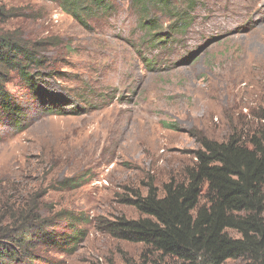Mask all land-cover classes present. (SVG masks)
I'll list each match as a JSON object with an SVG mask.
<instances>
[{"label": "rangeland", "instance_id": "1", "mask_svg": "<svg viewBox=\"0 0 264 264\" xmlns=\"http://www.w3.org/2000/svg\"><path fill=\"white\" fill-rule=\"evenodd\" d=\"M76 1L1 3L33 61L2 70L0 234L32 227L35 264H174L105 225L183 179L203 137L264 131V0Z\"/></svg>", "mask_w": 264, "mask_h": 264}, {"label": "trees", "instance_id": "2", "mask_svg": "<svg viewBox=\"0 0 264 264\" xmlns=\"http://www.w3.org/2000/svg\"><path fill=\"white\" fill-rule=\"evenodd\" d=\"M86 1L98 7L105 3ZM11 46L0 37V82L2 70L16 65L11 54L33 61L20 47L10 51ZM17 68L24 69L21 64ZM27 81L35 88L33 78ZM5 98L0 83L2 106ZM199 143L196 161L185 169L183 179H170L162 190L150 182L145 195L133 191L132 196H124L122 201L140 217H117L105 225L106 233L117 240L141 243L149 254H157L160 261L174 260V264H226L230 260L264 264V131L245 140L232 135L221 142L203 137ZM21 221L14 219L16 226ZM31 231L0 234V264H35L29 252L35 247L28 240Z\"/></svg>", "mask_w": 264, "mask_h": 264}]
</instances>
